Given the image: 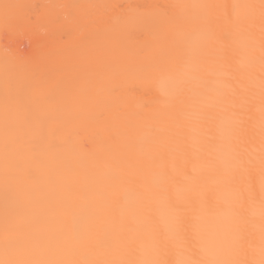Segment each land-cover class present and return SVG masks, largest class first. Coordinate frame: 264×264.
I'll return each instance as SVG.
<instances>
[{
    "label": "bare ground",
    "instance_id": "6f19581e",
    "mask_svg": "<svg viewBox=\"0 0 264 264\" xmlns=\"http://www.w3.org/2000/svg\"><path fill=\"white\" fill-rule=\"evenodd\" d=\"M232 4L0 0V52L10 53L0 58V246L41 264H127L140 256L149 214L143 186L154 163L150 141L159 134L160 118L148 119L138 109L151 94L138 53L153 28L187 17L188 50L231 72L235 95L229 103L197 88L180 105L186 122L163 119L175 139L197 137L219 147L217 121H202L205 106L216 101L223 116L233 119L254 116L246 103L257 91L250 81L264 79L258 22L246 43H234ZM201 5L212 6L208 23L217 42L211 45L204 42L202 24L193 22L202 15ZM247 167L255 180L259 161ZM190 168L183 169L189 177ZM178 180L189 203L209 215L224 207V193L232 197L233 181L222 160L205 163L194 181ZM254 195L259 199L255 186ZM243 221L257 222L249 212ZM227 242L224 235L217 238L219 248Z\"/></svg>",
    "mask_w": 264,
    "mask_h": 264
},
{
    "label": "clouds",
    "instance_id": "9594fccd",
    "mask_svg": "<svg viewBox=\"0 0 264 264\" xmlns=\"http://www.w3.org/2000/svg\"><path fill=\"white\" fill-rule=\"evenodd\" d=\"M226 7L225 2L220 10L224 11ZM232 9L234 20L230 23L237 37L234 43H246L251 28L258 22L261 35L258 62L264 71V0H233ZM211 11V5H201L202 15L193 20L202 24L207 45L217 42L215 27L208 23ZM185 22L187 17L182 15L173 25L153 28L149 40L138 53L151 93L148 99L138 103V109L148 119H160L159 134L150 141L154 163L143 186L142 196L146 194L149 206V214L144 219V243L140 256L127 264H178L181 252L190 256L193 264H264V79L250 81L257 91L246 103L254 116L241 114L233 119L223 116L216 101L205 106L202 121H217L222 141L219 147L208 145L197 137H192L190 142L175 139L171 134V123L187 121L185 112L180 109L187 93L203 87L229 103L235 95L231 72L223 66L204 63L188 50L182 39ZM45 31L41 30L42 33ZM6 55L10 53L0 52V58ZM187 65L191 70L185 74ZM248 67L241 65L242 73H246ZM165 81H169L167 89L162 87ZM163 118H170L171 123ZM216 160L224 161L228 167L233 181L232 197L217 213L209 215L203 209L193 207L185 195L180 197L182 187L178 177L194 181L205 163ZM255 160L259 161L260 167L253 180L247 166ZM188 165H191V177L183 172ZM254 186L259 191V199L255 198ZM245 212L257 222L245 224ZM173 223L175 230L171 227ZM221 235L228 241L223 248L217 246V238ZM0 264L41 262L21 259L12 248L0 246ZM80 264L111 262L83 261Z\"/></svg>",
    "mask_w": 264,
    "mask_h": 264
},
{
    "label": "snow or ice",
    "instance_id": "6c2138e0",
    "mask_svg": "<svg viewBox=\"0 0 264 264\" xmlns=\"http://www.w3.org/2000/svg\"><path fill=\"white\" fill-rule=\"evenodd\" d=\"M182 39H185L184 36H182ZM195 42V41H193ZM247 62V58L246 57H242V60H241V65H244L245 63ZM190 65H187L184 69V72L185 74H187L189 71H190ZM168 84H169V81H165L163 84H162V87L167 89L168 87ZM186 191V189H182L179 193L180 197L183 198V195H184V192ZM219 196H221V194H218V198ZM223 197H224V203L225 204H228L230 202V197H231V194L230 193H224L223 194ZM217 210L219 211V206H217ZM171 227L173 228V230H175V224L173 223L171 225ZM180 247H182V242H180L179 244ZM178 264H193V260L190 256H185L183 254V252L180 253V256H179V259H178Z\"/></svg>",
    "mask_w": 264,
    "mask_h": 264
}]
</instances>
